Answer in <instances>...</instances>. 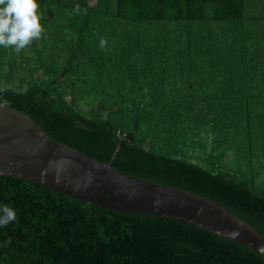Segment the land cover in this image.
<instances>
[{
  "label": "rangeland",
  "instance_id": "374dc122",
  "mask_svg": "<svg viewBox=\"0 0 264 264\" xmlns=\"http://www.w3.org/2000/svg\"><path fill=\"white\" fill-rule=\"evenodd\" d=\"M76 5L87 14H74ZM115 5L44 0L41 39L19 54L0 47V85L24 88L57 70L82 114L264 190V0H244L235 22L132 20Z\"/></svg>",
  "mask_w": 264,
  "mask_h": 264
},
{
  "label": "trees",
  "instance_id": "16d2710c",
  "mask_svg": "<svg viewBox=\"0 0 264 264\" xmlns=\"http://www.w3.org/2000/svg\"><path fill=\"white\" fill-rule=\"evenodd\" d=\"M115 12L132 20L245 17L244 0H116ZM60 74L49 71L26 93L7 87L3 99L54 139L125 173L204 196L264 237V190L227 170L146 149L120 123L82 114L59 88ZM0 205L17 211V221L0 227V264H264L259 252L195 224L110 211L14 176L0 175Z\"/></svg>",
  "mask_w": 264,
  "mask_h": 264
},
{
  "label": "water",
  "instance_id": "95a60500",
  "mask_svg": "<svg viewBox=\"0 0 264 264\" xmlns=\"http://www.w3.org/2000/svg\"><path fill=\"white\" fill-rule=\"evenodd\" d=\"M0 175L14 176L107 210L179 219L264 255V237L224 206L140 178L46 133L25 112L0 107Z\"/></svg>",
  "mask_w": 264,
  "mask_h": 264
},
{
  "label": "clouds",
  "instance_id": "9594fccd",
  "mask_svg": "<svg viewBox=\"0 0 264 264\" xmlns=\"http://www.w3.org/2000/svg\"><path fill=\"white\" fill-rule=\"evenodd\" d=\"M74 14H87V9H81L76 5ZM44 13L40 10L38 0H0V47L11 48L19 54L23 49L30 47L36 40L41 39L45 29L43 20ZM107 41L100 40V47L104 48ZM6 86H0V107L7 105L2 94L7 92ZM27 92V86L21 89ZM17 221V211L9 205H0V227H7ZM9 238L4 246L11 244Z\"/></svg>",
  "mask_w": 264,
  "mask_h": 264
}]
</instances>
